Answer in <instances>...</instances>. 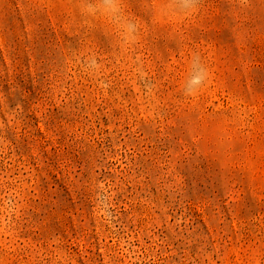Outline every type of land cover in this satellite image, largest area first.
Listing matches in <instances>:
<instances>
[{
    "label": "rangeland",
    "instance_id": "374dc122",
    "mask_svg": "<svg viewBox=\"0 0 264 264\" xmlns=\"http://www.w3.org/2000/svg\"><path fill=\"white\" fill-rule=\"evenodd\" d=\"M100 2L0 0V264H264V0Z\"/></svg>",
    "mask_w": 264,
    "mask_h": 264
},
{
    "label": "clouds",
    "instance_id": "9594fccd",
    "mask_svg": "<svg viewBox=\"0 0 264 264\" xmlns=\"http://www.w3.org/2000/svg\"><path fill=\"white\" fill-rule=\"evenodd\" d=\"M83 15L91 16L103 14L109 20L116 24L126 40L131 41L135 37L137 25L134 21L128 19L124 14V9L120 0H101L99 4L83 3L81 6ZM178 12L185 15L192 14L197 9V0H179L175 5ZM91 66L96 67L95 61H92ZM208 72L204 69L198 59L193 61V72L188 80L187 91L192 92L199 87L206 79Z\"/></svg>",
    "mask_w": 264,
    "mask_h": 264
}]
</instances>
